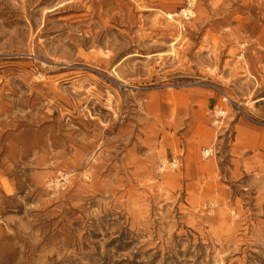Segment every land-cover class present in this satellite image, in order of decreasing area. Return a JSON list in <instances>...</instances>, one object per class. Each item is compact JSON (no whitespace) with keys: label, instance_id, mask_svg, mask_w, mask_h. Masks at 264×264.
Wrapping results in <instances>:
<instances>
[{"label":"rangeland","instance_id":"obj_1","mask_svg":"<svg viewBox=\"0 0 264 264\" xmlns=\"http://www.w3.org/2000/svg\"><path fill=\"white\" fill-rule=\"evenodd\" d=\"M0 264H264V0H0Z\"/></svg>","mask_w":264,"mask_h":264},{"label":"bare ground","instance_id":"obj_2","mask_svg":"<svg viewBox=\"0 0 264 264\" xmlns=\"http://www.w3.org/2000/svg\"><path fill=\"white\" fill-rule=\"evenodd\" d=\"M190 1V4L192 5L193 4V2L195 1V0H189ZM138 6L140 7V8H142V9H144V10H147V9H149L148 7V3H146V2H144V1H142L141 3H139L138 2ZM62 7H64V5H62L61 7H58V8H55L54 10H52V12L53 11H57V10H59L60 8H62ZM181 14H184L186 17H188L190 14H192V12L190 11V10H187V9H184V10H182V12H181ZM180 14H177V13H175V14H173V13H168V14H166V16H167V23L171 26V27H173L174 26V22H177L176 20H175V18L177 17V16H179ZM178 23V22H177ZM176 29H178L177 30V32H178V37H180L181 35H182V33H181V30L183 29V26L182 25H180V23H178L177 25H176V27H175ZM174 45V44H173ZM172 45V46H173ZM174 52V49L172 50V53ZM241 58V57H240ZM219 114L220 115H225V113L224 112H219ZM209 153V151H207V152H205V155H207Z\"/></svg>","mask_w":264,"mask_h":264}]
</instances>
